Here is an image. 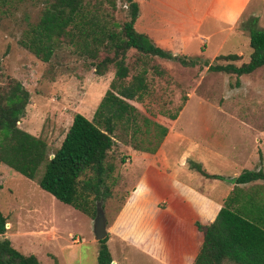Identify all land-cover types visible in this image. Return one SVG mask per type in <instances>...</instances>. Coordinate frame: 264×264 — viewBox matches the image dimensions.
<instances>
[{
	"label": "rangeland",
	"instance_id": "obj_1",
	"mask_svg": "<svg viewBox=\"0 0 264 264\" xmlns=\"http://www.w3.org/2000/svg\"><path fill=\"white\" fill-rule=\"evenodd\" d=\"M88 1L97 5L101 1L102 12L110 13L116 22L127 17L124 0H114L115 7L110 0ZM136 1L140 11L136 30L148 34L158 46L188 59L196 58L197 62L182 65L176 60L147 58L133 49L128 51L129 78L142 66L148 69L147 93L141 101L130 102L137 108L138 117L167 126L168 136L155 153L143 152L133 145L139 142L154 146L152 134L156 128L151 125V133H145L141 118L137 120L138 131L132 124H117L115 143L107 156L114 167L107 180L112 194L101 202L107 225L135 188L137 175L130 170L132 163L137 167L142 163L188 166V160H194L210 172L264 170V66L239 76L238 86L235 74L208 69L209 65H240L249 60L252 49L246 26L255 17L257 26L264 29V2L250 0L232 21L224 11H208L210 0ZM41 5V0H26L8 16H0V90L9 79L20 81L27 89L29 102L18 126L43 138L51 155L60 146L74 113L92 119L115 69L111 65L105 74L98 75L89 60L65 45L49 62L21 46L22 31L28 22L38 19ZM229 53L238 58H217ZM176 111L177 119L167 117ZM145 136L151 140L146 141ZM43 171L44 163L36 178L30 179L0 164V210L7 217L5 235L14 248L36 255L42 264H97L99 242L94 238L93 219L42 189L37 180ZM192 173L199 180L200 174ZM211 183L219 185L217 193L226 186L220 180ZM161 207L165 209V201ZM163 219L167 220L165 214ZM171 228L164 223V230ZM76 238L80 242L74 243ZM106 243L115 264H166L144 250L109 241L108 236Z\"/></svg>",
	"mask_w": 264,
	"mask_h": 264
},
{
	"label": "trees",
	"instance_id": "obj_2",
	"mask_svg": "<svg viewBox=\"0 0 264 264\" xmlns=\"http://www.w3.org/2000/svg\"><path fill=\"white\" fill-rule=\"evenodd\" d=\"M26 0H0V16H8L13 9ZM127 17L122 22L102 12L101 1L88 0H41L42 5L35 22H28L23 29L19 44L38 59L49 62L55 51L62 46L72 48L79 57L89 60L96 74L103 75L109 66H114V76L100 100L92 119L76 112L60 144L50 158L46 141L20 128L29 102V92L16 79H9L0 90V164H5L22 175L36 178V172L44 163V171L38 185L59 201L72 206L91 219L96 215V203L111 196L107 183L114 167L107 156L115 143L118 123L132 124L138 131L142 120L145 133H151L155 145L135 143L136 150L155 153L168 127L148 117H138L137 108L130 102L141 101L148 91L146 73L142 66L130 76L127 53L133 49L140 56L176 60L182 65H195L196 58L176 55L158 46L152 38L135 28L139 16L136 0H124ZM110 5L115 7L114 0ZM249 60L240 65L234 63L209 65L208 69L238 78L264 66V29L257 26V18L247 23ZM235 60L238 55L229 53L217 58ZM157 66L153 69L158 70ZM159 71V70H158ZM129 78V79H127ZM171 120L177 111L168 113ZM147 136H145L146 138ZM146 141L151 138L147 137ZM141 142V141H140ZM188 167L207 178L233 183V188L214 219L208 225L196 222L201 236L194 247L188 243L177 252L171 250L167 236H163L161 257L166 264H264V170L243 169L235 178L210 174L201 162L188 160ZM102 207V205H101ZM103 210V209H102ZM7 217L0 210V264H42L36 255L24 254L14 248L5 235ZM107 236L99 240L97 264H111L113 258L106 243Z\"/></svg>",
	"mask_w": 264,
	"mask_h": 264
},
{
	"label": "crops",
	"instance_id": "obj_3",
	"mask_svg": "<svg viewBox=\"0 0 264 264\" xmlns=\"http://www.w3.org/2000/svg\"><path fill=\"white\" fill-rule=\"evenodd\" d=\"M249 1L210 0L208 11L212 8L224 11V16L232 17L234 21ZM243 169L233 168L229 174L206 171L235 178ZM130 170L137 175L135 188L130 191L119 212L106 226L107 236L109 241L123 247L144 250L148 256H154L160 262H164L161 257L163 236H167L174 252L189 242L194 247L198 246L200 240L195 244L194 238L196 235L200 237L201 232L197 229L196 222L201 225L213 222L224 199L233 188V183L229 181L207 178L199 172L201 177L197 180L198 177H193L192 173L195 170L185 163H177L176 166L167 163L165 166L142 163L139 167L132 163ZM211 180L226 182L225 189L217 193L215 190L219 185L211 183ZM164 201L165 209L161 207V202ZM164 214L167 220L163 219ZM164 223L172 227L168 232L164 230ZM73 242L78 243L80 240L76 238ZM113 262L116 263L114 258Z\"/></svg>",
	"mask_w": 264,
	"mask_h": 264
},
{
	"label": "water",
	"instance_id": "obj_4",
	"mask_svg": "<svg viewBox=\"0 0 264 264\" xmlns=\"http://www.w3.org/2000/svg\"><path fill=\"white\" fill-rule=\"evenodd\" d=\"M52 157L53 154L50 155V158ZM106 226V218L101 207V202L99 201L96 203V215L93 219L94 238L97 241L104 239L107 236ZM111 264H114V262L112 261Z\"/></svg>",
	"mask_w": 264,
	"mask_h": 264
}]
</instances>
